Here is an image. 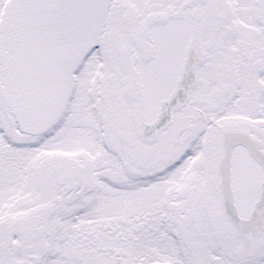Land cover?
<instances>
[{
    "label": "snow or ice",
    "instance_id": "1",
    "mask_svg": "<svg viewBox=\"0 0 264 264\" xmlns=\"http://www.w3.org/2000/svg\"><path fill=\"white\" fill-rule=\"evenodd\" d=\"M0 264H264V0H0Z\"/></svg>",
    "mask_w": 264,
    "mask_h": 264
}]
</instances>
